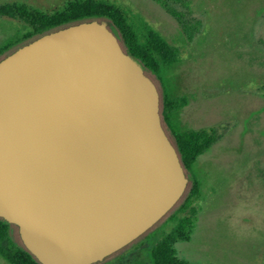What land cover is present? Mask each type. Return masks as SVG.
<instances>
[{
  "label": "water",
  "instance_id": "obj_1",
  "mask_svg": "<svg viewBox=\"0 0 264 264\" xmlns=\"http://www.w3.org/2000/svg\"><path fill=\"white\" fill-rule=\"evenodd\" d=\"M189 179L157 86L105 21L0 60V219L40 264H98L157 226Z\"/></svg>",
  "mask_w": 264,
  "mask_h": 264
},
{
  "label": "rangeland",
  "instance_id": "obj_2",
  "mask_svg": "<svg viewBox=\"0 0 264 264\" xmlns=\"http://www.w3.org/2000/svg\"><path fill=\"white\" fill-rule=\"evenodd\" d=\"M75 1L0 0V10L26 5L54 15ZM107 1L131 18L142 40L148 24L177 50L161 79L148 75L160 98L165 91L170 100L185 101L171 114L176 131L215 137L193 166L201 189L193 204L197 223L191 242L176 244L178 257L192 264H264V0ZM31 32L23 20L0 15V49L12 44L0 60L22 47ZM186 216L189 210L164 218L98 264H152L151 249ZM0 264L9 263L0 257Z\"/></svg>",
  "mask_w": 264,
  "mask_h": 264
},
{
  "label": "trees",
  "instance_id": "obj_3",
  "mask_svg": "<svg viewBox=\"0 0 264 264\" xmlns=\"http://www.w3.org/2000/svg\"><path fill=\"white\" fill-rule=\"evenodd\" d=\"M0 15L12 19L19 18L31 28L32 32L20 42L23 43L22 46L43 35L72 25L90 21H106L117 30L123 49L144 67L147 75L151 74L161 79L162 70L171 67L177 59V50L171 47L156 30L144 24L145 34L142 40L131 18L107 0H77L67 11L54 15L31 10L26 5H7L0 10ZM174 15L181 24L185 25L180 14L174 13ZM9 47H12V44L2 47L0 56L10 50ZM185 106L184 100L177 103L170 100L167 92H163L161 96L163 126L167 127L173 135L172 143L177 149L185 173L192 176L183 198L165 218L172 220L176 213L188 210L189 216L177 219L174 230L151 249L149 258L152 264H192L178 257L175 246L178 242L192 240L198 216L193 204L201 196L199 181L193 173V166L212 146L215 137L206 131H176L172 125L171 114L177 108L183 109ZM0 257L9 264H40L22 245L17 227L2 219H0Z\"/></svg>",
  "mask_w": 264,
  "mask_h": 264
}]
</instances>
